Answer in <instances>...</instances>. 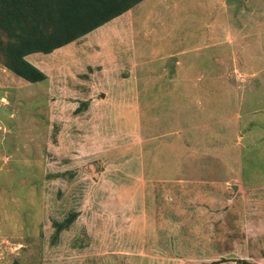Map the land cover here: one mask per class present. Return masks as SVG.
Masks as SVG:
<instances>
[{"label":"rangeland","instance_id":"obj_1","mask_svg":"<svg viewBox=\"0 0 264 264\" xmlns=\"http://www.w3.org/2000/svg\"><path fill=\"white\" fill-rule=\"evenodd\" d=\"M28 59L47 80L0 62V264H264V0H142Z\"/></svg>","mask_w":264,"mask_h":264},{"label":"trees","instance_id":"obj_2","mask_svg":"<svg viewBox=\"0 0 264 264\" xmlns=\"http://www.w3.org/2000/svg\"><path fill=\"white\" fill-rule=\"evenodd\" d=\"M141 1L0 0V62L29 82L45 81L47 73L29 61L30 54L51 53L84 37ZM76 218L77 213L72 212L63 221H54V242Z\"/></svg>","mask_w":264,"mask_h":264},{"label":"water","instance_id":"obj_3","mask_svg":"<svg viewBox=\"0 0 264 264\" xmlns=\"http://www.w3.org/2000/svg\"><path fill=\"white\" fill-rule=\"evenodd\" d=\"M97 166H98V165H97ZM233 188H234V190H237V185H234V187H233Z\"/></svg>","mask_w":264,"mask_h":264}]
</instances>
